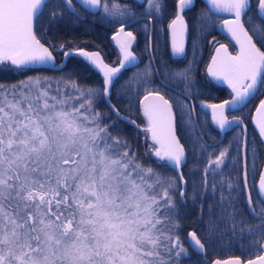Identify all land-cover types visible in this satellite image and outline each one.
Wrapping results in <instances>:
<instances>
[{
    "label": "snow or ice",
    "instance_id": "snow-or-ice-1",
    "mask_svg": "<svg viewBox=\"0 0 264 264\" xmlns=\"http://www.w3.org/2000/svg\"><path fill=\"white\" fill-rule=\"evenodd\" d=\"M146 2L145 16H159L166 7L163 0ZM256 2L258 15H264V0ZM77 3L96 14L102 0ZM192 3L193 0H175V17L168 24L174 57L185 54L187 25L182 13ZM207 4L210 11L232 14L233 18L224 19L222 27L238 45L235 54L223 44L215 48L206 67L207 74L226 83L233 94L230 100L206 105L212 122L223 131L243 123L236 117L229 119L226 110L244 104L264 87V28L253 27L249 34L245 27L251 23V17L242 19L250 10V0H207ZM62 7L79 18L73 0H0V64H10L18 70L33 65L57 66L53 53L60 51L64 57L76 54L84 58L103 77L102 85L97 87L79 83L71 72L57 78L29 76L11 83L0 82V264H180V258L187 255L179 234V204L184 202L186 184L180 169L186 163V148L177 135V116L192 137L190 150L194 156L198 161L207 156L199 187L204 193L210 189L213 196L219 191L221 205H234L232 193L240 187L241 176L244 188L248 187L250 146L245 139L242 164L243 132L218 153L208 152L212 146L196 128L194 107L178 102L179 111L174 112L173 104L161 94L166 84H152L150 59L143 72L123 85L127 91H135L137 99L144 93L138 100L147 122L142 131L145 142L151 143L142 157L125 137L113 134L120 120L141 131L136 121L121 116L111 102L112 86L122 70L137 64L131 50L136 37L124 28L128 23L124 17L133 13L115 3L109 7L107 0L103 3L102 18L120 24L112 39L122 59L119 66L113 67L98 51L77 48L73 53L47 40L46 29L38 25L46 13L49 26L63 19ZM59 67L63 70L66 65L61 63ZM191 72V66L165 71L164 79L184 81L190 95ZM69 100L75 103L69 105ZM101 102L117 121H111L108 113L100 110ZM256 113L259 119L255 124L264 142V99L259 101ZM233 143L237 145L235 156L230 152ZM251 152L253 187L264 203V170L255 181L258 153L255 149ZM147 157L155 158L156 167L144 162ZM229 162L232 168L226 173ZM160 167H171L176 175H163L157 170ZM196 187L194 183L193 199ZM247 202L255 216L251 192ZM203 207L201 203V216ZM212 210L209 205V213ZM236 215L235 210L228 213L234 235L243 223L235 220ZM259 219L264 221V212ZM214 231L217 229L211 223L207 236L189 231V245L206 255L205 246L212 242ZM245 231L251 237L249 245L254 256L250 254L243 260L239 256L217 258L210 264H264V223L257 228H240L241 238Z\"/></svg>",
    "mask_w": 264,
    "mask_h": 264
},
{
    "label": "trees",
    "instance_id": "trees-1",
    "mask_svg": "<svg viewBox=\"0 0 264 264\" xmlns=\"http://www.w3.org/2000/svg\"><path fill=\"white\" fill-rule=\"evenodd\" d=\"M103 3L105 0H102ZM126 0H107L108 6L111 7L113 3L118 4L121 8H123L124 3L132 6V3L123 2ZM55 2V0H54ZM123 2V3H122ZM166 7L164 8L162 14L165 16L169 21L174 19L175 17V0H163ZM256 0H253L254 8L256 6ZM147 7L141 5L137 6L135 10H131L134 15L144 16L143 13ZM63 12V19L67 18L68 15L67 11L60 9ZM47 13L45 14V19ZM103 12L101 11L92 16L94 18H98V20H93L91 30H92V39L90 37H85L86 32V22H78L75 26V31H69L67 27H65L62 33H55L59 26L56 24L49 26L47 25L46 28L51 29V33L49 34V41L52 44L55 43H63L67 41H71L73 45H79L86 48L91 49H101L105 53L112 52V46L109 42V37L106 38V33L104 27H102L101 19L103 20ZM80 28V29H79ZM104 30V32H103ZM56 34L60 35V40L56 41L55 38L58 37ZM103 38V39H102ZM69 67V68H68ZM67 70H63L62 72H53L51 70L42 69V70H18L13 68L10 65H2L0 66V82L11 83L18 80L26 79L29 76L33 75H42L46 77H61L65 76L67 73L71 72L78 77V82L88 86H101L102 79L98 72H95L91 69L88 65L84 62L79 60L77 57H73L69 60V65ZM136 73H124L122 80L116 81L113 88H112V96L111 102L115 105L119 110L120 113L131 120L136 121L142 128L141 131H137L131 124L124 122L122 120L117 121V118L114 114H112L111 110L108 108L106 104L103 102L100 103L99 108L101 111L107 112L111 121H117L116 128L113 130V134L122 135L125 137L129 143L133 145L134 150H136L142 157L144 156L145 150L148 147L149 142H145L144 133L142 129L145 127V118L142 113L141 105L139 104L138 100L143 97V92L140 93L139 98H136L135 91H127L123 85L129 81V78L133 77ZM120 76V75H119ZM153 84V83H152ZM154 85V84H153ZM158 87L157 85H154ZM135 87V85H134ZM165 96H167L165 91L161 92ZM169 97V96H167ZM264 99V87H261V90L257 97L252 101L249 106L248 118L244 116V119L250 124L252 121V114L254 110L257 108L259 101ZM131 101V103H130ZM182 126V131L180 130ZM179 125L178 136L181 138V143L185 145L186 152H187V159L186 163H184L181 167V171L184 174V180L186 181V190H185V199L183 203L179 204L180 215L182 217L181 224L182 229L180 231V235L184 241V247L187 249V255H184L180 258V264H210L211 261L219 258L225 259L228 257H235L239 256L241 259L250 258V254L254 256L255 252L254 249L249 245V240L251 237L247 233L244 232L243 237L241 238L240 228H257L260 226L264 221L261 219L254 218L248 211L247 205V195L246 190L243 186V177L241 176V183L240 187L233 191L232 195L235 197L234 205L229 207L227 204L221 205L219 200V191H217L216 195L213 196L211 194V190L207 193L201 191L199 184L202 177L203 168L207 162V156L204 158L197 160L196 156H194L193 152L190 150L191 148V140L192 137L186 135V128L184 124ZM242 133L240 130H236L230 134H227L225 139L222 142H219L215 145H210V143L216 141L215 139L211 140L206 137L203 140L210 146L207 149L208 152H216L218 153L219 150L227 145L230 142H233L234 139L238 136V134ZM248 144L250 146V150L248 152V186L253 197L254 207L256 212L262 213L264 212V203L260 202V199L257 196V188L253 187V174H252V152L251 149H255L258 153L256 157V172H255V181L258 182L260 172L264 166V142L259 137L257 132L251 127L250 131L248 132ZM218 140V138H217ZM243 135L240 137V160L241 164L243 163ZM237 151L236 143L232 144L230 149L231 155L235 156ZM197 155H199V148L197 146ZM214 158V157H213ZM154 157H147L145 158L144 162L146 164L152 165L156 167L153 163ZM232 168L231 162H229L228 167L224 169L227 173ZM163 175L166 176H175L176 172L173 171L171 167H160L157 169ZM232 175H236L235 172H232ZM217 180L220 179L219 176L216 178ZM211 180V177H209ZM194 183L196 184V192H195V199H193L194 192L193 187ZM225 194H227V190L225 189ZM175 199L179 202L180 197L177 194ZM201 203H203V215L201 216ZM209 205L213 207L211 213H209ZM237 213L235 216V220L237 222L243 221V223L239 224V227L236 230L235 235L231 231V221L228 220V213L233 212ZM213 224L217 231L211 233V240L210 244H206V255L195 251L188 243V232L195 230L199 236H207L208 235V228L209 225ZM243 245V249L241 248ZM162 255H164L165 259H168L167 255L161 249Z\"/></svg>",
    "mask_w": 264,
    "mask_h": 264
},
{
    "label": "flooded vegetation",
    "instance_id": "flooded-vegetation-1",
    "mask_svg": "<svg viewBox=\"0 0 264 264\" xmlns=\"http://www.w3.org/2000/svg\"><path fill=\"white\" fill-rule=\"evenodd\" d=\"M123 2L132 3V6L127 4H123L121 6L127 7L130 10H135L138 6H145L148 8V4L146 0L142 2L139 0H126ZM122 2V3H123ZM73 6L78 13L79 18L76 15H73L70 11L66 10L68 15L67 18L61 19L57 21L55 24L59 26V29L55 33H62L67 27L69 31H75L76 25L78 22H86V32L85 37H90L92 39V22L93 20H98V18H94L92 16L97 15L100 11L93 14V12L86 9L81 3H77V0H73ZM103 7V1L101 3V9ZM209 6L206 4L204 0H196L193 5L185 10L182 15L184 16L186 25H187V41L185 45V54L182 57H174L172 55L171 42H170V31L168 29L169 21L163 14L156 16H140V15H131L126 16L124 19L128 20V23L125 24V32L132 31L135 35L136 39L132 44V52L137 57L136 66L128 65L126 70H122L119 78L116 80L117 82L122 80L123 74L130 73H140L149 65L151 59L152 66V76L151 80L154 85L158 87L162 86V82L166 84V88L164 91L167 93L165 96L169 101L173 104L175 112H178L177 103L182 102L191 107H194L193 117L196 121V128L199 130L200 134L208 139H215L216 141L210 143V145H215L219 142H222L227 134H230L236 130H240L243 132L241 127H236L235 129L228 131L225 133L223 139H221V130L212 122L211 115L205 112L201 106L203 104H213V103H222L225 100H230L232 98V93L230 88L226 83L222 81L215 80L211 78L206 71L207 65L211 61V57L215 54V48L219 47L221 44L225 45L229 52L235 54L238 51V48L235 44H233L226 36L221 35L217 31V26L224 21V19H228L226 17H220L213 14L209 10ZM132 12V11H131ZM248 17H251V23H246L245 27L249 29V34H252L253 27L258 29L264 28V19L258 15V6L254 8L253 0H251L250 10L247 12V16L243 19L247 20ZM138 18H142L141 20L135 21ZM103 21L101 23L102 27L105 29L106 38L109 37V42L112 46L110 53H105L101 49H91L82 47L79 45H73L70 43L71 41L63 42V43H55L54 45L59 48L60 45H64V50H72L75 51L77 48H83L88 52H99L104 58V61L111 66H119V61L122 59V56L119 52V47L115 43L111 42V38L115 32H117L120 28V24L112 23L111 19H101ZM148 24V30L145 31V24ZM48 24V20L43 18L38 27L42 29H46L44 31V36L47 40H50L51 29L46 28ZM80 29V28H79ZM104 32V30H103ZM58 37L55 38L56 41L60 40V35L56 34ZM103 39V38H102ZM255 39V37H254ZM42 42H44L42 40ZM195 45V51H194ZM47 46V45H46ZM259 46V45H258ZM53 56L56 61V65H59L63 62L64 56L62 52L57 51L53 53ZM73 57H77L79 60L88 65L91 69H93L92 65L85 62L84 58L79 55H72L68 58L66 62V67L63 70H67L69 65V60ZM191 66L192 72L190 76L192 78V84L190 87V95L186 93L184 81L182 80H169L165 81L164 73L168 71L169 73L173 71L182 70L186 67ZM69 68V67H68ZM24 70H42V69H24ZM61 71H53V72H62ZM94 70V69H93ZM68 71V70H67ZM97 72L96 70H94ZM100 75V74H99ZM101 77V76H100ZM102 79V78H101ZM261 90V88H260ZM260 92V91H259ZM256 96L244 107L236 109V110H227L226 115L228 118L239 117L241 118L246 127L247 132L250 131L252 127L254 129L252 121L250 124L246 120L248 118L249 106L252 101L257 97ZM162 94V93H161ZM164 95V94H163ZM259 105V104H258ZM258 107V106H257ZM256 110V109H255ZM254 110V112H255ZM253 112V114H254ZM252 114V118H253ZM246 117V120L244 119ZM183 123L179 120V116H177V133L179 130V125L181 126ZM182 131V126L180 128ZM255 130V129H254ZM186 130V135H187ZM249 134V133H248ZM218 138V140H217ZM244 142V135H243ZM264 167V166H263ZM263 169V168H262ZM260 177V176H259Z\"/></svg>",
    "mask_w": 264,
    "mask_h": 264
},
{
    "label": "water",
    "instance_id": "water-1",
    "mask_svg": "<svg viewBox=\"0 0 264 264\" xmlns=\"http://www.w3.org/2000/svg\"><path fill=\"white\" fill-rule=\"evenodd\" d=\"M139 1H143V0H139ZM195 1L196 0H193V3H192V5L195 3ZM205 2H206V4H207V0H204ZM208 5V4H207ZM209 6V8L211 7L210 5H208ZM85 7V6H84ZM190 7V6H189ZM250 7H251V0H250ZM86 8V7H85ZM89 11H91V12H93L91 9H88ZM259 11V10H258ZM213 14H215V15H217V16H220V17H226V18H228V19H230V18H233V16H232V14H229V13H216L215 11H211ZM246 12H248V10H246ZM260 17H262L263 19H264V15H260ZM244 17H242V19H243ZM142 18H138L137 20H135V21H138V20H141ZM222 25H223V22H221L218 26H217V31L221 34V35H223V36H226L233 44H235V42H234V40H232V38H231V35L226 31V29H224L223 27H222ZM126 26H124V28H125ZM186 41H187V31H186V39H185V45H186ZM111 42H113V43H115L116 44V42L115 41H113V39L111 38ZM117 45V44H116ZM237 46V48H238V45H236ZM73 53H75V51H73ZM73 55H76V54H73ZM72 56V55H71ZM70 57V56H69ZM69 57H64V60H63V64L64 65H66V62H67V60H68V58ZM10 65V64H9ZM59 65H61V64H59ZM59 65H57V66H53V65H51V64H49V65H33V66H31L29 69H48V70H52V71H61V68L59 67ZM11 66V65H10ZM133 66V65H132ZM13 68H14V66H12ZM93 67V69L94 70H96L99 74H100V76H101V78H103L102 77V73H100L99 72V70L98 69H96L94 66H92ZM163 95V94H162ZM256 96V95H255ZM254 96V97H255ZM254 97H251V98H249L244 104H242V105H240V106H238V107H235V108H233L232 110H236V109H239V108H242V107H244L246 104H248ZM143 98V97H142ZM141 98V99H142ZM166 98V97H165ZM167 99V98H166ZM170 102V101H169ZM171 103V102H170ZM113 104V103H112ZM206 105L207 104H203V106H201V108L205 111V112H207V113H209L210 115H211V110L210 109H208L207 107H206ZM257 109V108H256ZM173 110H174V108H173ZM174 112H175V110H174ZM226 113H227V110H226ZM225 113V114H226ZM121 114V113H120ZM121 116H124V115H122L121 114ZM124 117H126V116H124ZM128 118V117H127ZM236 118H239V117H236ZM212 119V118H211ZM229 119H232V118H229ZM239 119H241V118H239ZM259 119V116H257V113H256V110H255V112H254V114H253V118H252V123H253V126H254V129H255V131L257 132V134L259 135V131H258V127L256 126V124H255V120H258ZM128 120H131L130 118H128ZM122 121H124V122H127L126 120H122ZM243 121V120H242ZM128 123V122H127ZM137 123V122H136ZM138 124V123H137ZM139 125V124H138ZM236 127H241L242 129H243V133H244V142H245V139L247 140V142H248V132H247V127H246V125H245V123H244V121H243V123H242V125H240V126H232L231 128H227V129H225V130H223V131H221V139H223L224 138V136H225V133L226 132H228V131H231V130H233V129H235ZM142 128V127H141ZM178 135V134H177ZM259 137L261 138V136L259 135ZM262 139V138H261ZM244 142H243V149H242V155H243V159H244V153H245V150H244ZM186 159H187V152H186ZM262 170H264V167H263V169ZM180 171H181V169H180ZM185 190H186V184H185ZM245 190H246V195H247V197H248V194H249V192H250V190H249V186L247 187V188H245ZM247 205H248V202H247ZM248 211H249V213L254 217V218H257V219H259V217H260V213H258V212H256V215L254 216L253 214H252V212L250 211V209H249V205H248ZM193 248V247H192ZM194 249V248H193ZM195 250V249H194ZM195 251H197V250H195ZM198 252V251H197ZM200 253V252H199ZM226 259V258H225Z\"/></svg>",
    "mask_w": 264,
    "mask_h": 264
},
{
    "label": "rangeland",
    "instance_id": "rangeland-1",
    "mask_svg": "<svg viewBox=\"0 0 264 264\" xmlns=\"http://www.w3.org/2000/svg\"><path fill=\"white\" fill-rule=\"evenodd\" d=\"M102 56V55H101ZM103 58V57H102ZM104 59V58H103ZM105 62V61H104ZM106 63V62H105ZM2 65H4V64H0V66H2ZM7 65H9V64H7ZM111 66V65H110ZM113 67H115V66H113ZM33 76H42V75H33ZM44 77H46V76H44ZM112 88H113V86H112ZM111 91H112V89H111ZM53 95H55V92H53L52 93ZM75 103V101H71V100H69L68 101V104L69 105H71V104H74ZM145 118V117H144ZM147 122H146V118H145V124H146ZM146 126V125H145ZM149 142V144L151 143V141L149 140L148 141Z\"/></svg>",
    "mask_w": 264,
    "mask_h": 264
}]
</instances>
